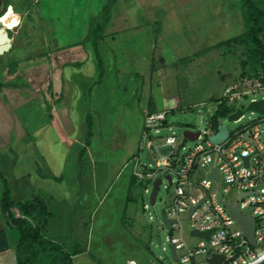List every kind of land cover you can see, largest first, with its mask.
<instances>
[{"label":"rangeland","instance_id":"obj_1","mask_svg":"<svg viewBox=\"0 0 264 264\" xmlns=\"http://www.w3.org/2000/svg\"><path fill=\"white\" fill-rule=\"evenodd\" d=\"M105 1L2 0L0 5V44L7 43L0 55V82L5 83L6 71L12 75L18 70L14 83L33 85L37 91L51 85L57 92L55 111L64 132L55 133L52 140L48 131L44 133L58 158L50 175L59 177L56 183L65 192L70 194L75 186L80 190L71 205L43 197L50 217L40 232L66 252L84 248L70 258L72 264H126V260L136 264L147 256L155 264H177L170 257L166 237L173 242L180 237L187 247L197 241L189 237L186 224L179 235L163 226L160 212L172 190L163 174L145 160L146 151L157 159L146 141L159 143L168 137L177 146L192 147L194 142L184 139L182 132L205 128L214 118L216 99L226 98L230 108L243 109L250 100L264 97L259 92L263 73L248 69L243 47L229 42L243 32L240 0H114L104 37L97 44L103 69L97 81L95 58L89 42H83V32ZM52 59V64L57 59L60 67H66L63 74L53 72L51 78L47 63ZM148 102L154 112L167 114L165 126L150 130L147 139L142 122ZM86 115L92 122L90 154L85 148L79 172L74 149L84 138ZM257 117L245 112L238 121L219 117L218 123L231 132ZM42 134L38 139H44ZM262 138L264 142V133ZM82 148L83 142L78 152ZM132 157L137 171L161 179L153 205L148 203L152 181L140 194L142 182L131 174ZM45 172L49 174L48 169ZM127 181V203L115 219ZM105 190L102 206H111V220L96 216L95 230L88 235L89 210ZM82 204L78 218L76 208ZM103 224L108 228H97Z\"/></svg>","mask_w":264,"mask_h":264},{"label":"built area","instance_id":"obj_2","mask_svg":"<svg viewBox=\"0 0 264 264\" xmlns=\"http://www.w3.org/2000/svg\"><path fill=\"white\" fill-rule=\"evenodd\" d=\"M259 92H264V86ZM166 114V110L145 113L142 135L148 139L150 130L162 129ZM220 127L218 118H211L205 128L191 131L198 135L190 148L177 146L168 137L159 143L146 141L147 149L152 148L157 156L154 159L148 151L155 171L163 174L172 190L169 203L162 210L170 221L168 231L179 233L181 225L186 224L189 237L197 241L187 247L181 240L173 242L166 237L174 248L177 264H208L206 259L212 255L221 256L220 264H254L264 258V115L237 130L229 132L225 128V139L211 142ZM131 160V174L142 182L140 194L144 193L145 183L153 181L154 174L137 171L135 157ZM212 170L217 179L208 176ZM166 175L168 180L164 178ZM224 202L253 219L254 246L243 236L241 225L227 213ZM192 207L185 220L187 210ZM209 230L206 240L190 235L192 231Z\"/></svg>","mask_w":264,"mask_h":264},{"label":"crops","instance_id":"obj_3","mask_svg":"<svg viewBox=\"0 0 264 264\" xmlns=\"http://www.w3.org/2000/svg\"><path fill=\"white\" fill-rule=\"evenodd\" d=\"M104 3H100L99 8H101ZM86 29L85 32H83L84 36L86 34ZM51 62H53V59L49 62V64L47 63L49 68L47 71L49 72L51 78L53 72L60 75L63 74L66 66L60 67L57 59L54 64ZM17 74L18 70H16L12 75H9L6 71L3 78L4 80H2L5 83L1 84L0 82V90L2 88V92H0V171L2 170L1 173L10 185L11 197L13 199H20V201H24L30 196H38L44 203L46 198H52L55 199L56 202L65 200L71 205L74 202L75 191H80L78 186H75L69 194L65 192L64 188H61V186H58L56 182L50 179H59V177L50 175L51 169H57L55 163H58V158L57 152L53 149L52 151L49 149V144H51V140L54 138L52 136H55V133L64 132L55 111V103L59 99L58 94L51 88V85L46 87L43 86L42 90L37 91L34 89L35 87H33V85L32 87H29V85H24L23 87L21 84L19 85L18 83H14L13 79L17 76ZM48 81L50 83L51 79ZM145 113L149 112L147 111ZM36 118H38L39 121H37ZM39 131L43 133L40 138L44 139H38L40 134ZM47 131V135L51 136L49 137L51 140L45 137L46 134L44 133H47ZM83 139L84 138L82 137V139L78 142L76 149H74L76 158ZM72 142H76V140L72 138ZM36 152H40L39 155L36 154ZM89 152L90 151L87 146V155L90 154ZM89 168L91 169L90 162ZM45 169L49 170V174L45 172ZM37 170L41 173L40 176L37 175ZM76 175H78V172H76L75 176ZM80 175L82 184L81 188L83 189L85 188V184H83L82 180L83 174ZM93 176L94 174L92 173L91 177L93 178ZM128 187L129 184L127 181L126 191L128 190ZM104 196H106V190L103 192L102 197L99 199L97 198V203L93 205L91 210H89L90 220L86 226L88 228V235L93 233V230H95L96 216L103 215L108 219V222L111 220V216L108 213V209L111 208V206H102V204L106 201V197ZM43 197H45V200ZM126 198L127 192H125L124 199L120 202V209L117 205L115 219H117L121 208L123 211V204L127 203ZM83 206L84 205L82 204L79 208H76L78 218L80 217V213H82L81 210L83 209ZM12 212H15V217H20L15 209H13ZM97 228H108V224L97 226ZM177 234L179 235L180 232ZM102 236H105V233H102ZM17 238L18 232L5 225L0 213V264H15L14 247ZM103 240L105 242L106 238ZM127 262H129V264H135L134 261L126 260V263ZM137 263L155 264L150 256H147L144 260L138 261Z\"/></svg>","mask_w":264,"mask_h":264},{"label":"trees","instance_id":"obj_4","mask_svg":"<svg viewBox=\"0 0 264 264\" xmlns=\"http://www.w3.org/2000/svg\"><path fill=\"white\" fill-rule=\"evenodd\" d=\"M114 0H106L95 17L87 21L86 34L83 42H89L95 58L98 80L102 76L103 69L101 59L97 51V44L103 39V31L110 18V9ZM243 32L229 42H238L243 47V64L251 70H260L264 73V0H240ZM214 118L226 117L232 112L226 98L216 99ZM148 112H153V106L148 102ZM92 122L89 115L85 117V136L83 148L77 155V169L80 172V159L85 153L91 138ZM79 172L77 181H79ZM37 175L41 173L37 170ZM54 182L57 178H50ZM1 193L0 213L5 225L18 232V238L14 247L15 264H72L70 258L82 253L85 249H74L66 252L61 245L45 238L40 230L50 217L43 200L38 196H30L24 201L11 197L10 185L0 171ZM129 190V189H128ZM127 190V195H128ZM127 199V198H126ZM15 209L20 217H15L12 210Z\"/></svg>","mask_w":264,"mask_h":264},{"label":"water","instance_id":"obj_5","mask_svg":"<svg viewBox=\"0 0 264 264\" xmlns=\"http://www.w3.org/2000/svg\"><path fill=\"white\" fill-rule=\"evenodd\" d=\"M0 5H1V0H0ZM4 52H6V46L5 44H0V55H2ZM245 112H254L258 115H264V98H260L257 100H250L245 108H234L233 112L229 113L226 115L225 120L227 122H235L237 121ZM198 132H191V131H183L182 136L184 139H186L189 142L194 141L197 138ZM226 137V130L223 125L217 130V132L210 138V141L213 143H220L222 140H224ZM165 150H162L161 153L164 154ZM145 160L149 163V165H153V160H151V157L149 155V152L146 151L145 153ZM209 177H213L215 179L218 178V176L215 174V172L212 170L211 173L208 175ZM165 179H169V177L166 175L164 176ZM160 184V178H155L152 183H151V188L148 194V203L149 205H153L155 202V196H156V189L158 185ZM224 207L227 211V213L235 219L242 228V234L243 236L248 240L249 244L251 246H254V239H253V219L250 216H244L241 215L237 212L236 206H229L228 203L224 202ZM194 208H189L186 213L185 220L188 218L190 215L191 211ZM160 218L163 226L168 230L170 227V221L166 220L163 212H160ZM211 231H204V232H196L192 231L190 232L191 236H197L201 237L203 239H207L208 235ZM167 249L169 250L170 257L173 261L176 262V257L174 253V248L173 246L168 243ZM221 261V256L217 255H212L210 258L206 259V262L208 264H220ZM177 263V262H176ZM126 264H129L127 262ZM254 264H264V258L260 259Z\"/></svg>","mask_w":264,"mask_h":264},{"label":"flooded vegetation","instance_id":"obj_6","mask_svg":"<svg viewBox=\"0 0 264 264\" xmlns=\"http://www.w3.org/2000/svg\"><path fill=\"white\" fill-rule=\"evenodd\" d=\"M3 2H2V0H1V4H2Z\"/></svg>","mask_w":264,"mask_h":264},{"label":"bare ground","instance_id":"obj_7","mask_svg":"<svg viewBox=\"0 0 264 264\" xmlns=\"http://www.w3.org/2000/svg\"><path fill=\"white\" fill-rule=\"evenodd\" d=\"M6 46V45H5Z\"/></svg>","mask_w":264,"mask_h":264}]
</instances>
